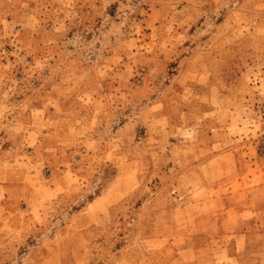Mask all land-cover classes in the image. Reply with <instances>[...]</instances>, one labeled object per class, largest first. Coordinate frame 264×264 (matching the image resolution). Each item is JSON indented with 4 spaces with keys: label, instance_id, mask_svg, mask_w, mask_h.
Masks as SVG:
<instances>
[{
    "label": "rangeland",
    "instance_id": "obj_1",
    "mask_svg": "<svg viewBox=\"0 0 264 264\" xmlns=\"http://www.w3.org/2000/svg\"><path fill=\"white\" fill-rule=\"evenodd\" d=\"M230 149L211 173H264V0H0V264H168L164 192Z\"/></svg>",
    "mask_w": 264,
    "mask_h": 264
},
{
    "label": "crops",
    "instance_id": "obj_2",
    "mask_svg": "<svg viewBox=\"0 0 264 264\" xmlns=\"http://www.w3.org/2000/svg\"><path fill=\"white\" fill-rule=\"evenodd\" d=\"M188 114V111H181L178 117L187 118ZM164 116H166L165 112ZM191 127L188 130L194 131L195 126ZM170 143L181 148L184 145L181 139L170 140ZM210 144L212 148L218 145L217 142H210ZM207 147L209 148V146H200L199 142L196 147L197 152H200L199 156L210 152V148L208 151L204 150ZM197 152L193 159L195 162L192 160L194 168L185 176L181 175L182 178L177 179V182L185 180L188 183L191 182V189L182 190L178 185L174 190L169 189L164 192V199H169V204L164 205V229L179 227L187 232L182 234L176 231L174 234L164 230V251L170 250L168 264H195L202 259L200 252L204 249L209 250V264H264V258L261 255L251 256L250 254L254 247L264 249V192L260 199L256 197V193L264 187V173L260 177H254L252 173L237 177L231 172L222 175L211 173L209 169L217 164L222 166L225 164L227 171L228 169L231 171L233 161L237 162L234 150H226L202 160L199 156L196 157ZM65 178L66 176H53L52 189L54 188L55 191L60 189L63 192L72 190L73 183H65L64 186L59 184V181L63 183ZM255 178L258 182L245 192L242 203L237 204L235 182L253 181ZM60 190L58 192H61ZM89 210L90 206H86L76 212L74 217L81 218ZM25 212V215H21V218L25 216L24 220L19 221L16 218L14 227L10 228L18 236H25L26 232L30 233L37 225L36 212L30 208H27ZM13 217L16 215L11 212L10 218L13 219ZM68 228L69 226L65 225L60 234ZM42 244L47 248L48 254L42 257L33 254L29 258L31 261H45L54 256L56 238L55 240L50 238Z\"/></svg>",
    "mask_w": 264,
    "mask_h": 264
}]
</instances>
